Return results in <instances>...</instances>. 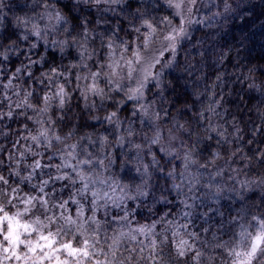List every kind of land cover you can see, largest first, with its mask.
<instances>
[{"label": "clouds", "instance_id": "9594fccd", "mask_svg": "<svg viewBox=\"0 0 264 264\" xmlns=\"http://www.w3.org/2000/svg\"><path fill=\"white\" fill-rule=\"evenodd\" d=\"M0 264H264V0H0Z\"/></svg>", "mask_w": 264, "mask_h": 264}]
</instances>
